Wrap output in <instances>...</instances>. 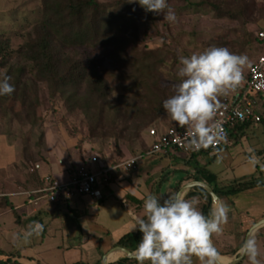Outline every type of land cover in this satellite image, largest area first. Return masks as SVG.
<instances>
[{"label": "crops", "instance_id": "1", "mask_svg": "<svg viewBox=\"0 0 264 264\" xmlns=\"http://www.w3.org/2000/svg\"><path fill=\"white\" fill-rule=\"evenodd\" d=\"M173 125L177 124L164 116L156 127L164 132ZM53 128L42 122L30 127L10 123L8 130L0 129V261L8 260L7 254L20 251L22 257H14L12 261L58 264L47 258V254L56 251L64 255L70 250H79L81 245L89 254V262L97 264L123 236L138 231L133 230L134 217L145 216L144 201L148 195L168 197L178 182L195 172V167L207 166L217 175L219 188L245 181L260 184L221 197L223 206L228 209L227 219L222 221L221 231L213 236V242L220 257L226 259L221 261L223 264H230L240 256L248 232L264 220L262 124L239 132L247 142L235 145L230 141L222 150L229 151V162L221 159L219 164L220 151L202 154L190 165L181 152L146 156L137 169L115 170L111 184L101 187L96 196L79 195L63 204L42 201L40 206L34 207L27 203L25 195L16 193L37 185L44 176L67 182L71 173L93 152H101L108 164H117L128 156L145 152L153 141L148 134L150 143H146L145 150L125 149L122 145L119 154L89 141L79 145L75 138L63 137L61 133L60 136ZM252 138L256 141L250 143ZM36 224H42L43 231L29 235L30 226ZM250 240L254 241L255 252H247L243 264H264V224L252 232ZM100 254L103 257L100 258Z\"/></svg>", "mask_w": 264, "mask_h": 264}, {"label": "rangeland", "instance_id": "2", "mask_svg": "<svg viewBox=\"0 0 264 264\" xmlns=\"http://www.w3.org/2000/svg\"><path fill=\"white\" fill-rule=\"evenodd\" d=\"M224 3V7L236 13L235 18L219 17L208 7H190L185 0H168L176 14V21L164 19L154 24L147 22L137 4L126 1L121 8L122 17L103 37V40L119 37V44H105L102 40L104 45L84 48L77 55L94 62L109 83L111 91L106 102L94 104L88 115L82 108L70 106L64 95H53L46 83L36 81L34 73L26 72L21 77L16 95L8 99L0 96V129L8 130L10 123L30 127L44 122L48 127L53 126L59 135L75 138L79 145L89 141L119 154L122 153L119 150L122 145L125 149L137 147L145 150L148 147L146 143H150L148 130L157 126L160 120L153 117L151 110L161 108L163 101L174 94V86L179 83L177 71L181 56H190L211 46L226 47L236 54L247 55L248 63L243 68L245 76L264 50L263 46L255 47L256 50L244 49L243 46L246 30L256 28L255 20L261 16L264 0H224ZM41 17L39 0H0V37L10 38L12 49L17 50ZM142 52L152 54L148 60L150 75L146 73L143 78L134 64L135 55ZM17 61L19 58L15 55L13 62ZM0 70V78H3L8 69L0 67ZM14 78L11 77L10 81L13 84ZM80 86L79 90L83 93L86 86L84 79ZM116 107L118 110H115ZM164 116H168L166 111L161 115ZM255 141L252 138L249 142ZM242 142L247 141L243 139ZM218 155H221L219 164L221 159L226 162L231 159L229 151H220ZM47 255L58 264L89 260L88 252L81 249L70 250L64 255L56 251ZM99 256L103 257L102 254ZM122 257L120 254L115 261ZM193 264L201 262L193 257Z\"/></svg>", "mask_w": 264, "mask_h": 264}, {"label": "trees", "instance_id": "3", "mask_svg": "<svg viewBox=\"0 0 264 264\" xmlns=\"http://www.w3.org/2000/svg\"><path fill=\"white\" fill-rule=\"evenodd\" d=\"M39 1L42 8V17L32 26V29L28 31L26 40L17 50L12 49L10 38L0 37V67H7L8 71L6 75L15 77V82L14 84L12 83L15 91L11 95H16L18 93V85L24 73H34L36 81L46 83L53 95L56 96L59 93L64 95L70 106L80 107L84 113L89 115L94 104L102 101L103 103L106 102L111 88L94 62L90 59L86 61L85 58L83 59V56L79 58L77 55L79 51L84 48L86 50L87 47L101 45L104 35L112 28L114 23L118 22L117 19L122 17L121 8L127 0H116L112 2H103L101 0ZM185 1L190 7H208L219 17H236L235 12L233 13L230 9L224 7V0ZM137 6L145 15L147 22L156 24L159 20H164V13L155 14L152 12H145L139 4H137ZM240 12L242 14L243 11L240 10ZM260 13V18L255 20L256 28L254 30L247 29L244 34V49L264 47V43L257 34L260 29H264V7L261 8ZM261 21L263 22L261 23ZM103 41L105 44L116 42L117 45V43L119 44V37H111ZM104 43L102 44L104 45ZM117 47H120V45ZM15 55L17 59L19 58L17 62H13ZM151 55L152 54L149 52H142V54L139 53L134 57V64L137 66L142 78L146 73L148 76L150 75L149 66L151 64H149L148 60ZM245 77H249L248 72L245 74ZM142 78L141 81L146 83ZM83 79L86 86L84 89L85 91L81 93L79 87H81L80 85ZM72 88H75L74 92ZM11 95L1 97L3 99H8ZM248 95L250 97L256 96L252 91H249ZM220 97L222 98V96ZM115 110H118V107H116ZM143 111L147 112L150 110L143 109ZM153 112V117L155 119H161V115L165 112L163 105H161V108H152L151 113ZM262 116V121L259 124L264 125V108L262 109ZM255 125L257 124L253 121L237 123L229 128L228 139L223 146L214 150L206 148L200 152H192L186 155L185 161L190 165L202 154H210L213 152L217 154L219 151L227 148L230 141L235 145L242 142L244 134L240 135L239 132L245 128L254 127ZM173 126L186 129L179 125ZM120 141L119 139L117 142L118 147ZM194 170L195 172L189 173L187 177L178 182L173 194L178 193L185 184L192 181H203L211 186L214 185L213 188L220 197L235 195L246 189L260 185L258 182L245 181L219 188L218 185H216L217 175L211 172L207 166L200 168L195 167ZM185 198L198 199L199 209L206 216L213 210V199L209 192L203 187L197 186L190 189L186 192ZM141 237L142 233L139 231L128 233L115 243L114 247L122 246L131 251H135ZM78 247L83 251L81 245ZM7 256L8 260H2L0 264H23L19 261H12L14 257H22L20 251L7 254ZM243 261L240 264H243ZM70 264L91 263L89 260L80 259ZM97 264H102V258ZM110 264H137V261L136 259L122 257Z\"/></svg>", "mask_w": 264, "mask_h": 264}, {"label": "clouds", "instance_id": "4", "mask_svg": "<svg viewBox=\"0 0 264 264\" xmlns=\"http://www.w3.org/2000/svg\"><path fill=\"white\" fill-rule=\"evenodd\" d=\"M127 2L139 4L145 12L164 13V19L169 22L177 19L168 0ZM179 63V83L174 86V94L163 101V108L173 122L186 128L193 146H207L210 122L220 107L218 97L237 88L248 57L226 47L211 46L190 56H181ZM10 81L11 77L6 74L0 78V96L15 91ZM144 213L143 218L134 217L133 230L142 233L133 253L137 264H193V257L201 264H220L213 236L221 231V223L227 219V207L214 208L206 216L198 208L196 198L187 199L183 194L174 193L166 198L148 195ZM41 231L43 225L36 224L30 226L29 235ZM243 251L254 253V241H247Z\"/></svg>", "mask_w": 264, "mask_h": 264}, {"label": "built area", "instance_id": "5", "mask_svg": "<svg viewBox=\"0 0 264 264\" xmlns=\"http://www.w3.org/2000/svg\"><path fill=\"white\" fill-rule=\"evenodd\" d=\"M258 37L264 43V29H260ZM256 96L250 97L249 91ZM215 117L210 122V135L207 146H193L186 129L175 126L166 131H160L156 126L148 130L153 139L148 150L124 158L117 164H108L101 152H93L84 162L71 173L67 182H60L51 176L42 177L37 185L18 191L16 194L25 195L27 203L37 207L42 201L52 204H63L79 195L96 196L99 189L112 182V173L121 169L129 172L137 169L141 159L146 156L167 155L181 152L188 155L200 152L206 148L212 150L223 146L229 135V128L239 122L262 121L264 108V53L250 66L249 77L243 76L242 81L234 91L222 96L218 101ZM238 113H242L238 115ZM35 169L32 168V172Z\"/></svg>", "mask_w": 264, "mask_h": 264}, {"label": "water", "instance_id": "6", "mask_svg": "<svg viewBox=\"0 0 264 264\" xmlns=\"http://www.w3.org/2000/svg\"><path fill=\"white\" fill-rule=\"evenodd\" d=\"M197 186H200V187H203L205 188L209 194L211 195L212 199H213V202H214V208H219L221 206H223V203H222V200H221V197L215 192L214 188L209 185L208 183L206 182H203V181H192V182H189L188 184H186L184 187L181 188V190L179 191L180 194H183L185 195L187 191H189L190 189L194 188V187H197ZM264 224V220H261L260 222H258L247 234V237H246V240H245V243L247 241H249L251 239V236H252V232L259 228L260 226H262ZM135 251H131L125 247H122V246H117V247H114L112 250H110L107 254H105V256L103 257L102 259V264H110L112 262H114L115 260H112V256L116 253H120L121 255H123L124 257H128V258H131V259H135L134 258V253ZM246 255V252H242L240 254V256H238L232 263L230 264H239L243 258L245 257ZM220 264H223L220 260Z\"/></svg>", "mask_w": 264, "mask_h": 264}, {"label": "bare ground", "instance_id": "7", "mask_svg": "<svg viewBox=\"0 0 264 264\" xmlns=\"http://www.w3.org/2000/svg\"><path fill=\"white\" fill-rule=\"evenodd\" d=\"M120 255V253H116V254H114L113 256H112V260H116L117 258H118V256ZM220 260L222 261V262H225V258H223V257H220Z\"/></svg>", "mask_w": 264, "mask_h": 264}]
</instances>
